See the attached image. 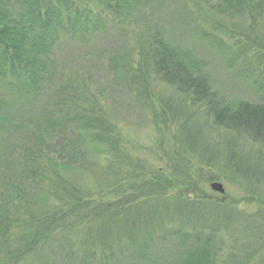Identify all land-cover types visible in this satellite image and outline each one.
I'll use <instances>...</instances> for the list:
<instances>
[{"label": "rangeland", "instance_id": "1", "mask_svg": "<svg viewBox=\"0 0 264 264\" xmlns=\"http://www.w3.org/2000/svg\"><path fill=\"white\" fill-rule=\"evenodd\" d=\"M83 2L82 6L87 8L89 17H81V23L78 21L75 24L78 33L74 31L73 36L69 32L62 35L49 49L51 56L43 88L30 89L26 91L28 97L19 96L18 100L6 101L4 109H0L4 122L8 123L4 130L0 128V203L20 175L27 177L24 153L27 151L25 149L37 152L33 146L35 140L30 136L34 134L31 130L37 131L39 127L50 143L39 147L43 148L40 153L43 160L53 169L58 168L64 180L75 179L84 201L92 205L115 204L116 208L113 206L112 210H120L117 202L132 193L125 190L119 195H101L95 187V182L101 181L99 176L104 172L107 161H112L109 150L93 140L77 142L68 138L74 134L76 137L79 131L74 119L76 115L69 110L72 102L76 104L77 114L89 113L97 106L102 108L114 135L118 136L122 152L129 161L144 167L142 180L148 182L156 176L162 177L160 187L165 183L168 188L164 190V199L159 202L162 206L160 211H164L166 206L168 210L171 209L175 203L180 205L179 197H175L181 185L185 189H194L200 196L187 193L190 204L194 206L190 207L191 214L186 215V232L193 238L199 236L206 239L212 234L208 235L211 230L201 227L202 222L205 223L207 219L211 223H219V230L214 233L209 244H202V248L209 251V262L224 264L222 261L239 259L243 249L251 250L249 253H254L256 249L262 252L260 264H264V195L262 191L254 195L249 193V189L256 190L260 184L256 181L248 183L251 181L248 178H245L248 179L246 182L242 177L238 178V172L228 168L227 164L222 170H216V173L205 171L204 176L205 173L174 160L175 139L172 134L179 126L168 119L181 105V95L169 87L161 76L150 70L146 74L144 70L139 72L138 66L140 47L144 46L151 34L157 32L161 40L176 50L193 74L207 79L211 92L225 103L234 107L240 101L261 102L263 91L254 82L264 80V61L255 60L249 53L239 54L238 50L246 46L249 40L255 39L252 32L264 42V0H251L250 4H245V0H120L118 17L96 3V0ZM7 5L9 7L8 2ZM76 7H80V4L77 3ZM80 9L81 16H85L84 9ZM216 21L221 23L219 28L222 32L216 31ZM250 28L253 31L250 30L249 35L231 32ZM211 31L217 33L214 40H209ZM247 37L249 40L242 45L240 42L244 43ZM255 44L262 49L259 55L264 56V44ZM2 92L3 87L0 86ZM64 93L67 96L66 103L61 104L58 100ZM136 93H140V98ZM158 100L170 104V109L167 111L165 108L166 112L161 115ZM204 111L201 106L191 119L203 134L201 142L204 145L202 147H207L205 153L220 154V160H223L227 150L236 149L235 160L243 161V165L253 175L260 173L252 168L263 169L264 150L260 143L254 144L235 128L226 130L223 124L213 130ZM47 120L58 125L63 135L56 130L54 135L50 125L46 124ZM45 125L47 128H43ZM82 159L87 161L88 171L76 173L73 167L75 160L81 163ZM178 164L189 175L195 176L188 185L178 178L174 179L182 175L175 172ZM226 171L227 174L229 172V181L225 178ZM214 182L222 185L223 194L211 189ZM156 185L151 183L152 187ZM261 186L264 187V181ZM175 213L176 209L169 211L170 216ZM180 213L185 214L183 209H180ZM171 220L174 224L170 223ZM171 220L164 233H161L164 237H160V227L156 228L157 224L153 226L156 237L140 252H136L132 246L129 249L121 245L114 247L112 257L108 255L102 258L98 251L94 260L81 262L79 255L74 252V255L70 253V260H65L70 243L62 242L47 249L48 253L42 261L45 264H170L182 251L189 254V250H184L186 246L179 242V237L174 233L178 231V219L175 217ZM84 234L80 233V238ZM74 235L73 232L70 237ZM200 245L196 243L194 246ZM139 253L143 254V258ZM29 264H36V261Z\"/></svg>", "mask_w": 264, "mask_h": 264}, {"label": "trees", "instance_id": "2", "mask_svg": "<svg viewBox=\"0 0 264 264\" xmlns=\"http://www.w3.org/2000/svg\"><path fill=\"white\" fill-rule=\"evenodd\" d=\"M119 1L96 0V3H100L107 11H111L118 17L120 15ZM77 3L84 9L85 16H81L80 7H76ZM247 3L252 2L245 0V4ZM82 4H84L83 0H0V86L3 87V92L0 93V109H4L6 101L18 100L19 96V98L28 97L26 91L30 89L43 88L51 56L49 49L62 35L69 32L73 36L74 31L78 33L75 24L81 17L84 19L89 17L87 8ZM9 8L12 11H8ZM216 25L218 27L216 31H219L221 23L216 21ZM196 28L199 30L198 26ZM250 30L253 31V28L231 32L244 36L249 35ZM209 34L213 35H209V40H214L213 37L217 35L215 31ZM223 34L228 35L226 32ZM254 34L252 32L255 39L249 40L247 37L244 43L240 42L243 45L249 40L248 44L240 47L238 52L239 54L249 53L255 60L264 61V56L259 55L262 52L261 47L255 44L258 42L263 45L264 42ZM150 36L144 46L140 47L139 72L144 70L143 73L146 74L150 70L161 76L169 87L180 93V99H182L181 105L179 104L180 106L173 114H170L168 119L172 123L177 122L179 126V129L172 134V138L175 139L173 159L203 174L208 170L216 173V170H222V167L227 164L228 168L238 172L240 177H237H242L243 181L251 179L248 183L252 181L259 183L258 189H249V193L254 195L262 191L263 196L264 187L261 185L264 181V165H262L263 169L252 167L260 171L253 175L243 165V161L235 160L236 149L227 150L223 160H220V154L211 152L206 154L207 147H202L204 145L201 142L203 134L197 126H194L191 118L192 114L198 112L203 106L213 130H217L220 124H223L228 131L235 128L254 144L260 143V147L264 150V80L258 79L254 82L257 88L263 91L260 96L261 102L240 101L231 107L211 92L205 77L193 74V71L180 59L176 50L161 40L157 32ZM202 37L206 38L203 34ZM226 49L229 50V47L227 46ZM65 97L67 96L64 93L58 101L61 104L66 103ZM157 103L160 115L166 112V109L167 111L170 109V104L166 101L158 100ZM75 106L76 104L72 102L69 110L76 115L74 119L79 125V131L76 137L74 134L68 138H73L72 140L77 142L93 140L94 143L108 149L112 155V161H107L104 172L99 176L101 181H96L95 187L101 195L106 193L119 195L126 191L132 194L117 202L120 210L116 211H114L115 204L92 205L93 203L84 201L83 193L76 187L75 179L64 180L58 168L53 169L43 160L40 154L43 148L39 149V147L41 144L44 147L49 145V139H46L39 127L36 128L37 131L32 129L34 134L30 137L33 141L35 140L33 146L37 152L25 149L27 151L24 153L26 159L24 171L27 172V177L25 178L24 174L23 177L20 175L0 203V264H29L31 261H36V264H45L42 259L48 253L46 250L53 244L62 242L70 243V251L65 260H70V253L74 255V252L79 255L78 259L81 262L94 260L98 251L102 258L112 257L114 247L121 245L129 249L132 246L136 252H140L145 250L150 241L156 237L157 232L153 226L157 224L156 228L160 227V237H164L161 233H164L163 231L168 227L167 223L175 217L179 225L178 231L174 233L179 237V242L186 246L184 250H189V254L182 251L170 264H212L208 260L209 251L204 250L202 244H209L213 235L215 236L214 233L219 230V223L214 224L207 219V222H202L201 227L211 230L208 235L212 234L206 239H201L199 236H196L197 239L193 238L186 232L188 230L186 215L191 214L190 207L194 206L190 204L188 194L190 192L196 194L194 189H185L181 185L179 194L175 197H179L180 205L175 203L169 210L165 205L164 211H160L162 206L159 202L164 199V190L168 188L165 183L160 187L162 177L156 176L148 182L142 180L144 167H138L133 161H129L122 152L119 138L114 135L115 132L108 124L101 107L92 106L89 113L77 114ZM1 118H3V112L0 111V128L4 130V126L8 123ZM46 124L50 125L54 135L56 131L60 133L58 125L55 126L50 120H47ZM45 127L46 125L43 126ZM228 131L226 133L230 134ZM60 134L63 135V133ZM75 161L77 163L75 162L73 167L76 173L88 171L87 161L84 159L81 163ZM175 168V172L182 173L181 176H175V180L178 178L183 184L188 185L195 179V176L189 175L179 164ZM229 172L225 173L227 181H229ZM152 182L157 183L159 187L158 185L152 187ZM127 184H129L128 188ZM196 196L200 197L197 194ZM113 206L115 208L112 210ZM172 209H176L174 216L169 214ZM180 209H183L185 214L180 213ZM207 216L210 217V215ZM173 222L170 221V223ZM73 232L75 235L70 237ZM82 232L85 234L83 238H80L79 234ZM262 235L264 237V229ZM76 240L79 242L76 243ZM193 241L194 244H192ZM196 243L201 245L195 247ZM190 247L194 249L191 251ZM250 251L243 249L238 256L239 259L222 262L224 264H260L262 252L256 249L254 253H249ZM139 254L143 256L142 253Z\"/></svg>", "mask_w": 264, "mask_h": 264}, {"label": "water", "instance_id": "3", "mask_svg": "<svg viewBox=\"0 0 264 264\" xmlns=\"http://www.w3.org/2000/svg\"><path fill=\"white\" fill-rule=\"evenodd\" d=\"M211 189L213 190V191H215V192H219V193H224V189H223V187H222V185L221 184H219V183H212L211 184Z\"/></svg>", "mask_w": 264, "mask_h": 264}]
</instances>
